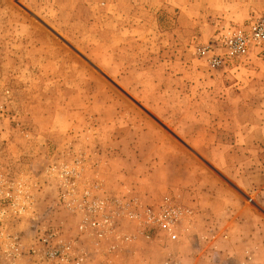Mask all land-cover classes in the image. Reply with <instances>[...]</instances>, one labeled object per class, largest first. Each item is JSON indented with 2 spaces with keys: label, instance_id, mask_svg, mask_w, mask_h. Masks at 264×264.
<instances>
[{
  "label": "rangeland",
  "instance_id": "1",
  "mask_svg": "<svg viewBox=\"0 0 264 264\" xmlns=\"http://www.w3.org/2000/svg\"><path fill=\"white\" fill-rule=\"evenodd\" d=\"M263 12L264 0H0V174L68 230L80 217L52 166H80V189L99 182L121 204L191 211L176 240L146 239L123 211L129 240L107 237L117 247L100 264H216L212 230L230 233L228 264H264V56L210 68L197 52Z\"/></svg>",
  "mask_w": 264,
  "mask_h": 264
},
{
  "label": "built area",
  "instance_id": "2",
  "mask_svg": "<svg viewBox=\"0 0 264 264\" xmlns=\"http://www.w3.org/2000/svg\"><path fill=\"white\" fill-rule=\"evenodd\" d=\"M197 52L210 68H219L231 60L264 56V12L240 26L222 30ZM5 117V110L0 107V125ZM80 168L78 165L50 168V174L55 172L59 178L61 206L80 217L75 230L50 221L49 213L38 214L29 184L23 178L8 179L0 174V264H100L99 257L109 263L108 257L115 253L117 244H105L106 238L129 240V236L119 231L123 211L137 220L138 231L146 239L155 236L176 240L183 216L191 215V211L169 199L157 207H142L130 199L121 204L117 197L102 192L99 182L80 189ZM48 209L51 211V206ZM24 222L26 226L20 228ZM142 264H177V261L166 258L157 263L145 260Z\"/></svg>",
  "mask_w": 264,
  "mask_h": 264
},
{
  "label": "crops",
  "instance_id": "3",
  "mask_svg": "<svg viewBox=\"0 0 264 264\" xmlns=\"http://www.w3.org/2000/svg\"><path fill=\"white\" fill-rule=\"evenodd\" d=\"M208 243L210 244V249L212 253L210 254V262L216 264H228L227 261L219 256L218 249L223 248L224 246H229L230 242V233H222L219 235V232L212 230V233L209 236ZM236 239L239 241L242 240L238 234H236ZM188 246L194 251H198V248H201L200 242L193 240L188 242ZM201 246V247H200ZM239 248V245L237 249Z\"/></svg>",
  "mask_w": 264,
  "mask_h": 264
}]
</instances>
